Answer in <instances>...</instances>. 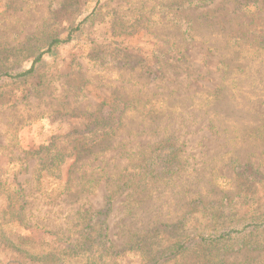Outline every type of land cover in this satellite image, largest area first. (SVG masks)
Listing matches in <instances>:
<instances>
[{
    "label": "rangeland",
    "instance_id": "374dc122",
    "mask_svg": "<svg viewBox=\"0 0 264 264\" xmlns=\"http://www.w3.org/2000/svg\"><path fill=\"white\" fill-rule=\"evenodd\" d=\"M97 1L0 0V73L28 70L50 37L60 34L65 39L72 27L82 25L55 56H43L34 77L0 80L4 264L93 263L91 250L68 249L81 239L92 213L105 209L117 177L125 175V169L137 173L127 156L119 154L125 144L119 142L133 139L135 134L127 135L142 120L140 128L147 132L135 139L151 149L174 134L177 173L171 180L155 182V196L142 207L147 211L131 213L136 203L127 190L114 197L110 213L103 216L113 255L103 264H152L158 247L171 242L170 231L160 226L177 224L198 200L232 202L233 210L247 217L264 214V131L254 130L264 123V0H212L204 6L196 0ZM159 48L164 53L158 64L166 73L164 82L150 81L141 71L145 66L158 69L153 64ZM171 55L183 61L165 64ZM164 85L180 86L182 98L221 86L225 99L208 115L198 110L200 97L194 103L186 99V114L167 129L164 124L155 129L159 122L149 126L150 119L140 114L129 116L104 156V172L115 181L103 179L93 192L88 178L73 177L66 185L73 158L60 166L59 180L40 181L46 155L42 148L55 141L70 151L88 122L115 99L131 100L139 90V96H149L150 91H163ZM235 161L248 165V180L238 176ZM90 171L85 166L77 175L87 172V177ZM10 185L20 188L25 199L24 211L19 209L12 218L4 194ZM157 235L160 238L153 240ZM245 236L263 245V233L246 231L234 237ZM131 239H146L149 245L135 246ZM200 248L193 245L185 256L155 264H195L202 257ZM218 248L224 264H264L263 248Z\"/></svg>",
    "mask_w": 264,
    "mask_h": 264
},
{
    "label": "trees",
    "instance_id": "16d2710c",
    "mask_svg": "<svg viewBox=\"0 0 264 264\" xmlns=\"http://www.w3.org/2000/svg\"><path fill=\"white\" fill-rule=\"evenodd\" d=\"M99 1L100 0L97 1V5ZM211 2L212 0H196V3L200 6L208 5ZM95 11L96 7L92 13L94 14ZM81 26V23H79L75 27H72V31L67 34L65 39H61L60 34L53 35L47 40L44 47L40 49L41 51L35 57L32 66L28 70L1 72L0 80L6 78L19 81L34 77L37 73L38 65L42 62L43 56L46 54L55 56L59 46L69 44L74 40V32L82 31ZM166 51L170 52L171 49H167ZM180 53L182 54L181 50L178 54ZM163 54L160 48L156 50L153 67H157L158 69L152 70L147 66L143 67V69H141L143 77L150 79V81L162 80L164 82L166 73H164L162 67H158L160 59L163 58ZM182 58L171 55L166 58L165 64L183 61ZM161 89L163 91H150L148 93L149 96L145 93L139 96L138 94L142 91L139 90L136 96H133L131 100L127 101L121 98L115 99L112 103L107 105L108 109L103 110L97 117L88 122L86 127L88 128L87 131L82 133V138L75 142L74 147L70 151L59 146L55 141L47 147L42 148L46 155L38 175L40 181L49 184L52 181L59 180L60 166L65 163L67 158H73L74 164L69 172L66 185L72 181L71 179L73 177H78L79 180L88 178L89 180L86 181L90 186V192H93L96 190L101 180L105 179L107 183L115 181L113 180V175L109 176L104 172L106 165H108L106 164V158H104V156L109 150L113 149L108 143L116 137L118 131L125 127L124 123L129 116L140 114L144 119L146 117L150 119L147 120L149 121V126H155L157 122H159L155 129H161L162 127H159V125L163 124L165 125L164 129H167L168 127H172L173 122L176 121L177 118L180 119L186 114L187 108H189L185 101L186 99L193 102L195 97H200L202 101H198V110L204 112V115H208L212 112H217L216 107L225 99L226 93L225 88L220 86L215 89H207L204 91H192L194 93L182 98L178 95L181 91V87L178 85L175 87L164 85ZM192 104L190 107L193 106ZM195 115L194 113L192 114L193 117H195ZM142 121L138 123L139 125H137L134 131L129 133L130 135H127L129 137L132 136L131 133L135 134L133 135V139L126 140V138H122L119 142V144L122 145L125 143L120 147L119 154L121 156H127V159L132 163V167L137 169V173H128V169H125L124 172H126V174L117 177L118 179H116V183L112 187L113 189L109 190L105 209L93 212L76 246H73L72 249L66 248L73 253H79L85 249L91 250L90 254L93 259L92 264H103L109 254L113 255V253H111L113 246L108 238L107 218L104 217H107L110 213L114 197L127 190L129 191L127 197L135 198L136 203L135 208L132 210L130 209L131 213L139 209L141 211H147L142 207L155 196V189H157L156 185H154L155 182L165 181L167 178L171 180L172 175L177 173L175 169L178 159V150L174 148L173 138L171 137V135L174 134L162 138L157 144L159 145L158 148H152L154 149L152 150L148 145H143L144 143L142 141L135 139L136 137L145 135L147 132L145 127L140 128V126L143 125L141 124ZM255 129L258 132L264 131V123L254 126V130ZM88 136L91 137L84 138ZM105 145L107 146L106 148H104ZM148 152L149 154H147ZM233 164L236 166V173H238L239 177L244 178V180L250 178L247 174L248 165L241 166L238 161H235ZM78 166L80 167L78 168ZM85 166L91 169L89 175L86 177L87 172H83V174L78 176L77 173H79V170L83 169ZM122 178L125 180H121ZM5 190L4 194L7 210L11 212V218L15 215L18 216L17 213H19V209L23 211L25 209V199L21 189L17 186L13 187L12 185L11 188L8 187ZM50 192L53 193L54 191ZM81 192H83V190ZM180 193L184 192L181 191ZM231 203L232 202H227V204H224V202H220L206 204L198 200L192 203L190 210L177 224L160 226L164 227L165 230L167 227V230L170 231L169 236L171 242L168 245L158 247L159 249L152 255L151 263L167 262L179 256H185L193 245L201 247L200 255L202 256L195 264H224L222 257H219L220 249L218 247L229 244H232V246L239 245L241 247L256 246L264 249V240H260L263 244L261 246L259 243H255L246 236L243 238L234 237L246 231L249 235H253L255 232L264 234V214L247 217L249 214L241 215L235 212ZM156 230H158V227H155L154 231L156 232ZM158 238H160V235H157L153 240ZM131 242L134 243L135 246L141 243L144 248L149 245L146 239H131ZM212 251L214 254H212ZM215 253L216 256L214 257ZM0 264L4 263L0 262Z\"/></svg>",
    "mask_w": 264,
    "mask_h": 264
}]
</instances>
